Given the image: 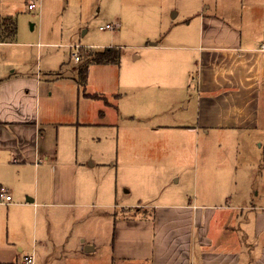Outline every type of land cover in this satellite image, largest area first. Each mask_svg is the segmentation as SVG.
<instances>
[{
	"label": "crops",
	"instance_id": "obj_1",
	"mask_svg": "<svg viewBox=\"0 0 264 264\" xmlns=\"http://www.w3.org/2000/svg\"><path fill=\"white\" fill-rule=\"evenodd\" d=\"M150 1L148 13L156 21L182 16L184 32L166 46H147L155 53L147 58L146 88L151 90L142 109L148 117L175 124L136 126L146 131L147 142L133 145L127 156L134 162L168 156L171 140L179 159L199 147L204 173L198 191L194 197L173 194L162 203L116 213L111 252L103 263L93 255L98 238L53 232L50 210L69 209L79 195L86 196L85 186L79 190V147L74 156L70 134L106 126L107 115L117 117L115 96L121 95L90 89L79 99L77 112L62 109L41 73L13 70L17 39H0V188L12 196L10 204H0V264H24L26 256H34L35 264H264V157L260 181L257 165L248 161L256 185H242L237 158L241 141H264V0ZM30 2L0 0V32L1 21ZM193 22L194 36L187 31ZM188 61L196 69L194 87H178L172 94L168 89L165 96L164 77L184 76ZM175 64L179 70L167 69ZM183 104L186 115L181 117ZM158 132L172 133L164 151L148 146V138ZM212 142L225 150L216 167L207 166ZM97 206L115 208L104 202ZM96 216L100 223L105 212Z\"/></svg>",
	"mask_w": 264,
	"mask_h": 264
},
{
	"label": "rangeland",
	"instance_id": "obj_2",
	"mask_svg": "<svg viewBox=\"0 0 264 264\" xmlns=\"http://www.w3.org/2000/svg\"><path fill=\"white\" fill-rule=\"evenodd\" d=\"M40 2L41 6L33 11L29 10L27 3L20 5L16 14L11 16L18 20V46L12 52V59L17 65L13 70L26 72L27 69L33 73H41L42 80L47 81L50 87V92H54L52 98L54 103L59 104L62 109L70 108L72 113L79 110V99L82 102L84 92L87 90L97 89L106 95H121L115 96L114 104L118 106L117 117L107 115L106 126L81 129L79 135L77 132L70 134L74 156L79 147L81 162L79 190L83 191L81 186H85L86 196L81 198L79 195L69 209L56 206L50 210L53 232L70 230L69 232L84 233L92 238H98V250L93 255L103 263L107 261L111 252L112 225L116 213L145 208L148 204H159L173 194L177 196L178 193H184L187 197H194L199 189L198 185L203 181L204 164L198 153L199 147L189 150L187 154L182 155L183 159H179L177 143L171 140L172 148L168 156L160 158L145 156L135 162L127 156L133 145L139 144L141 147L143 142H147L146 131H136V126L145 130L150 125L174 123L166 118L148 117L147 111L142 109L151 90L146 88L149 79L147 58L148 54L155 53L146 49L150 43L155 42L159 44L158 46H166L171 39L184 32L182 31L184 21L182 16L173 20L171 14L170 17L167 15L165 22L162 19L156 21L148 13L152 7L150 0ZM107 24H116L119 27L114 32L99 30L101 26ZM191 27L187 31L194 36V22ZM24 43L35 44L37 48L33 51ZM109 47L120 51L119 63L105 66L89 65L87 84H81L80 68L88 66V60L91 58L98 57L95 53L105 52ZM38 49L41 51L40 56ZM77 52L82 58L80 63L74 58ZM139 56L140 60L137 61L135 58ZM192 64L193 61H188L182 68V71H186L184 76H176L174 79L164 77L162 91L165 96L168 89L172 94L178 87H194L192 76L195 75L196 69ZM167 69L177 71L180 68L175 64L168 66ZM152 99L153 96L149 101ZM183 106L184 104L179 110L181 117L186 115ZM189 113L187 112V115ZM111 123L112 125H109ZM171 134L158 132L150 141L148 138V146L157 145L160 150H166L169 145L165 141L170 139L168 136ZM239 147L238 175L242 185H256L253 172L248 170V161L257 165L256 181H260L262 173L259 170L263 168L260 163H263L264 141L251 138L248 143L245 140L241 141ZM219 148H221L219 143H209V149L212 150L210 155L213 158L211 162H207V166L216 167L220 164L218 160H221L225 150ZM103 202L112 204L115 208L106 207L103 210L98 206L93 207ZM86 204L93 206L87 208ZM103 211L105 220L102 219L100 225L96 215H102Z\"/></svg>",
	"mask_w": 264,
	"mask_h": 264
},
{
	"label": "trees",
	"instance_id": "obj_3",
	"mask_svg": "<svg viewBox=\"0 0 264 264\" xmlns=\"http://www.w3.org/2000/svg\"><path fill=\"white\" fill-rule=\"evenodd\" d=\"M1 42H15L17 39V22L14 18H6L1 21ZM98 57L91 58L90 64H118L120 61V51L118 49H106L105 52L95 53ZM88 66L80 68V77L82 84L87 82Z\"/></svg>",
	"mask_w": 264,
	"mask_h": 264
},
{
	"label": "built area",
	"instance_id": "obj_4",
	"mask_svg": "<svg viewBox=\"0 0 264 264\" xmlns=\"http://www.w3.org/2000/svg\"><path fill=\"white\" fill-rule=\"evenodd\" d=\"M41 0H31L30 4H29V10L33 11L36 10L38 8V4ZM118 25L116 24H107L105 26H101L99 28L100 31H111L114 32L116 29H118ZM76 49H79V47H76ZM262 50L264 51V45L262 46ZM74 58L76 62L80 61V56L77 53L74 54ZM12 202V196L9 195V192L7 189L1 187L0 188V204L3 205H7L10 204ZM24 264H35V258L34 256H26L24 258Z\"/></svg>",
	"mask_w": 264,
	"mask_h": 264
}]
</instances>
